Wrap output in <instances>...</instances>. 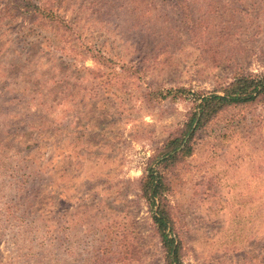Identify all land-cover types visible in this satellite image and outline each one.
<instances>
[{
  "label": "rangeland",
  "instance_id": "374dc122",
  "mask_svg": "<svg viewBox=\"0 0 264 264\" xmlns=\"http://www.w3.org/2000/svg\"><path fill=\"white\" fill-rule=\"evenodd\" d=\"M56 1L73 30L0 0V264H169L146 168L201 93L264 73V0ZM171 171L181 263L264 264V101Z\"/></svg>",
  "mask_w": 264,
  "mask_h": 264
},
{
  "label": "trees",
  "instance_id": "16d2710c",
  "mask_svg": "<svg viewBox=\"0 0 264 264\" xmlns=\"http://www.w3.org/2000/svg\"><path fill=\"white\" fill-rule=\"evenodd\" d=\"M23 3L24 10L31 14L32 19L42 20L43 23H58L63 30H73L74 25L61 14L59 3L56 0H47L46 2L23 0ZM181 3H185L184 0H181ZM187 16L189 14L185 11L184 18ZM190 27L191 33L198 30L196 24L192 22H190ZM257 101H264V73L239 74L221 89L214 90L207 95L201 93L194 109L189 112L187 120L152 156L143 177L141 190L149 203L157 206L154 220L166 248L169 264H182L180 245L177 244L176 238L171 235V230H169L173 224V218L165 191L170 171L174 169L180 157L192 153L193 142L198 132L222 114L225 109L230 106H245Z\"/></svg>",
  "mask_w": 264,
  "mask_h": 264
}]
</instances>
